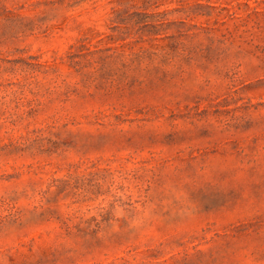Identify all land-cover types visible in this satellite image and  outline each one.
Here are the masks:
<instances>
[{
  "label": "rangeland",
  "instance_id": "obj_1",
  "mask_svg": "<svg viewBox=\"0 0 264 264\" xmlns=\"http://www.w3.org/2000/svg\"><path fill=\"white\" fill-rule=\"evenodd\" d=\"M0 264H264V0H0Z\"/></svg>",
  "mask_w": 264,
  "mask_h": 264
}]
</instances>
